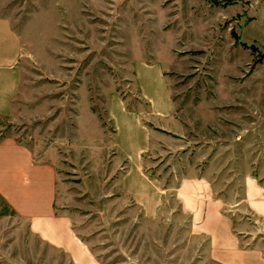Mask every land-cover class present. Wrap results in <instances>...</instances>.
Masks as SVG:
<instances>
[{
    "label": "rangeland",
    "instance_id": "1",
    "mask_svg": "<svg viewBox=\"0 0 264 264\" xmlns=\"http://www.w3.org/2000/svg\"><path fill=\"white\" fill-rule=\"evenodd\" d=\"M248 5L0 0V39L16 41L6 19L25 39L0 141L54 144L87 264H264V25ZM17 205L0 195V264L81 263Z\"/></svg>",
    "mask_w": 264,
    "mask_h": 264
},
{
    "label": "crops",
    "instance_id": "2",
    "mask_svg": "<svg viewBox=\"0 0 264 264\" xmlns=\"http://www.w3.org/2000/svg\"><path fill=\"white\" fill-rule=\"evenodd\" d=\"M247 7L252 17L247 26L255 21L264 25V0H249ZM5 21L9 33L15 35L17 42L3 43L0 39V116H12L17 110L14 100L24 80L20 60L24 55L25 39L11 21ZM252 38L260 40L258 37ZM9 46L12 48L9 49ZM52 147L53 143L40 151L37 147L29 148L11 139L0 141V195L15 207L20 203L26 204V209L34 212L29 215V219L36 232L68 251L75 259L78 256L81 262L78 264H87L90 261L84 245L70 226L72 211L60 208L65 198L54 192L56 183L53 176L56 168L49 158L54 153ZM39 153L40 157L36 158ZM35 219L40 220L36 222Z\"/></svg>",
    "mask_w": 264,
    "mask_h": 264
}]
</instances>
